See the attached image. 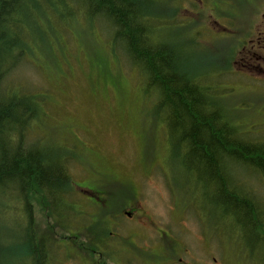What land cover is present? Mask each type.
<instances>
[{
    "label": "rangeland",
    "instance_id": "obj_1",
    "mask_svg": "<svg viewBox=\"0 0 264 264\" xmlns=\"http://www.w3.org/2000/svg\"><path fill=\"white\" fill-rule=\"evenodd\" d=\"M190 1L185 3L187 11L181 13L178 25L163 29L161 37H176L183 43L194 72L201 69L203 78L212 84L217 77L216 98L237 118L250 141L264 144V51H255L249 63L242 56L247 41L255 39L257 26L264 23V0ZM78 17L81 20L77 18L79 22L73 25L35 12L27 32L40 56L36 65H21L14 74L17 90L23 83L29 84L48 98L44 124L34 123L27 142L41 135L44 144L71 154L69 172L75 185L89 188L75 189L69 200L73 207L66 223L73 233L84 234L80 240L99 250L101 246L94 242L103 241L106 223L108 232L115 229L121 235L132 232L165 241L182 239L188 250L200 257L226 249L243 255L229 258L233 263L264 264V244L246 238L231 221H220L221 209L213 202V189L204 185L193 188L180 153L164 126L155 123L160 124V119L145 102L138 71L123 61L121 48L116 47L113 54L106 25H92ZM48 47L51 60L45 51ZM233 48L231 74L218 76L219 56L228 55ZM212 59L216 65L209 68L207 62ZM95 142L101 144L96 155L99 161L90 151ZM236 167V182L245 188L240 190H251L253 194L248 195L264 205L263 175L243 164ZM137 203L136 209L145 211L152 224L147 217L133 224L119 215L115 220L120 222L119 231L112 227L111 215ZM10 205L14 208L17 204L13 200ZM19 211L7 210L9 242L28 223ZM230 240L235 242L233 246L223 245ZM74 242L62 239L54 245L53 264H93L94 255L74 250Z\"/></svg>",
    "mask_w": 264,
    "mask_h": 264
},
{
    "label": "trees",
    "instance_id": "obj_2",
    "mask_svg": "<svg viewBox=\"0 0 264 264\" xmlns=\"http://www.w3.org/2000/svg\"><path fill=\"white\" fill-rule=\"evenodd\" d=\"M45 1L56 10L67 6L72 14L74 10L68 6L83 1L81 11L87 18L95 23L103 21L115 42L113 54L116 47L121 48L123 61L138 71L145 102L160 119V124L155 123L164 126L166 136L180 153L193 188L211 187L218 201L213 202L221 209L220 221L229 220L234 227L245 228L243 235L264 244V205L241 191L245 188L235 180L238 164L264 177V144L250 141L216 98L217 77L212 84L203 78L201 69L199 74L194 72L183 43L176 37H161L163 29L178 25L187 8L178 4L169 11L165 0ZM37 4L40 0H0V264H51L54 245L62 239L73 240L66 220L75 189H59L75 185L69 172L72 155L27 142L48 98L31 92L24 83L17 90L14 78L36 45L27 25L33 21L31 8ZM139 11L146 14L145 24L138 19ZM166 15L172 20H166ZM235 36L239 38L238 32ZM234 49L219 56L218 76L231 74ZM215 60L207 62L209 68L216 65ZM13 200L17 207L10 205ZM8 209H20L28 221L26 229L14 234L11 242ZM79 241L80 246L93 248Z\"/></svg>",
    "mask_w": 264,
    "mask_h": 264
},
{
    "label": "flooded vegetation",
    "instance_id": "obj_3",
    "mask_svg": "<svg viewBox=\"0 0 264 264\" xmlns=\"http://www.w3.org/2000/svg\"><path fill=\"white\" fill-rule=\"evenodd\" d=\"M261 13V18L264 19V10ZM257 14L258 12H256L255 15ZM255 32L257 34L255 39L247 41L249 49L247 47L243 48L245 61L248 60V58L251 60L255 51H264V23L257 26ZM90 151L92 153L94 152L95 159L99 161L100 158H97L96 155L101 152V144L98 142L92 143ZM67 189L89 188L74 185L67 187ZM244 193L250 194L252 192L250 190L244 191ZM138 206H140V203H137L136 206L131 205L128 209L122 210L119 214L111 215V220H114V225H112V227H115L116 230L119 231L120 222L115 221L116 219L118 220L119 215L122 216L121 218L124 217L133 222V224L139 223L141 217H147V222L152 224L153 219L146 216L144 214L145 211L137 210L136 208ZM137 213H139V217H137ZM70 233L71 237L73 235V240L77 241L74 242V250H80L82 254L88 255V257H90L89 253L94 255V261L91 259L93 264H240L238 262L233 263L232 261H229V258L243 257L241 253H236L234 251L228 253L226 249L222 252L214 251L219 252V255L210 251L206 253L205 256L200 257L196 253L190 252L185 244L186 242L182 239L174 237L173 241H165L163 237H140L134 235L132 232L128 235H121L116 232L115 229L112 232H108L106 223H103V241L96 240L94 242V244L101 246L99 250L84 245L80 246V242L78 243V241L81 239L82 233H73L72 230Z\"/></svg>",
    "mask_w": 264,
    "mask_h": 264
},
{
    "label": "bare ground",
    "instance_id": "obj_4",
    "mask_svg": "<svg viewBox=\"0 0 264 264\" xmlns=\"http://www.w3.org/2000/svg\"><path fill=\"white\" fill-rule=\"evenodd\" d=\"M81 4H83V1H80L76 6H68V7L72 8L74 10V13L75 14H72V13L68 12L66 10L67 6H61L60 8H62V9L56 10V8L52 7V5L48 1H45V0L44 1L43 0H40V4H37L36 6H32L31 9L34 10V13L36 12L42 18H46V16L49 15L50 18H52L54 16V17H56L58 19L57 21H60L59 18L61 17L68 24H72L73 23V25H76V23L79 22L76 19L78 18L79 20H81L78 17V15L83 16L87 21L89 20L87 18V16L84 14V12L81 11L82 10L81 9ZM178 4H179V6L181 5V7L186 10L185 3H184V1L182 2V0H165V8H168L169 11L172 10V9H174V7L177 6ZM136 13H137V11H136ZM136 13H135V15H136ZM138 17H139L138 19H139L140 23H142V24L143 23L145 24L147 22V20H148L146 18V14L143 11H139L138 12ZM165 18H166V20H172V17L169 16V15H166ZM88 22L91 23L92 25L95 24V22L93 20H89ZM97 22L103 23V21H97ZM52 23L53 24H56L57 22L55 21V22H52ZM110 40L112 42L111 43L112 46L115 45V42L112 39H110ZM45 51H46V53L48 55V58L47 59L51 60V53H50L51 50H50V47H48ZM39 53H41V52L37 49V46L35 45L34 48H33V53H30V55H27L24 58V60L21 62V64L19 65V67L21 65L24 66L25 64H28V63L34 64V62H36L37 59H38V57L40 56ZM34 65H36V64H34ZM25 85H26L27 88H29V90L31 92L35 91L33 88L30 87L29 84H25ZM44 108H45V105H44ZM45 117H46V113H45V109H44L43 111H41V114L39 115L38 119L35 122H38L40 124L39 126L42 127V125L44 124ZM230 117L233 119L234 123L236 124L237 118H235V116H231V115H230ZM53 135L55 137L57 136L54 133H53ZM39 136H40V138H38L37 140L33 141V143L44 144L43 143V140L41 138V135H39ZM44 145H46V144H44ZM46 146H48V145H46ZM51 148H53V147H51ZM53 149L58 151V149H56V148H53ZM59 189H67V187H60ZM71 197H72V195H71ZM70 198H69V200H70ZM72 207H73V205H72ZM244 229L243 228H239L238 230L240 232H242V234H243L246 231V229H245V231H244ZM245 237L247 238V236H245ZM255 237H259V235L256 236V234H255ZM262 239H264V236L262 237ZM230 244L233 246L235 244V242L232 241V240H230V241L224 242L223 245H230ZM52 255H53V252H51V255H50V262H51V264H53Z\"/></svg>",
    "mask_w": 264,
    "mask_h": 264
}]
</instances>
